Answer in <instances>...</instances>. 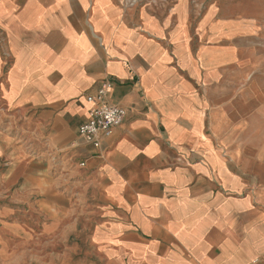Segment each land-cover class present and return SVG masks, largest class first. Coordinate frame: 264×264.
I'll return each instance as SVG.
<instances>
[{
    "label": "crops",
    "instance_id": "obj_1",
    "mask_svg": "<svg viewBox=\"0 0 264 264\" xmlns=\"http://www.w3.org/2000/svg\"><path fill=\"white\" fill-rule=\"evenodd\" d=\"M173 3L0 0L2 187L47 216L6 227L0 264L36 239L89 247L75 264H264L259 22ZM108 83L127 117L95 149L78 128Z\"/></svg>",
    "mask_w": 264,
    "mask_h": 264
},
{
    "label": "rangeland",
    "instance_id": "obj_2",
    "mask_svg": "<svg viewBox=\"0 0 264 264\" xmlns=\"http://www.w3.org/2000/svg\"><path fill=\"white\" fill-rule=\"evenodd\" d=\"M156 0H121V3L124 4L125 7L129 8H137L141 5L145 4H153ZM176 0H169L170 5L172 6ZM195 4V8L198 10H202L203 12L206 11L210 7H214L218 10L219 17L225 18L229 20L230 22H236L239 19L243 20H256L259 22V29L260 36L264 37V0H193ZM4 128V127H3ZM14 132V131H13ZM51 158H54V156H51ZM59 158V157H58ZM61 161L67 162V160H63L62 158L59 159ZM5 162L1 161L0 165V232L3 233L4 239L0 237V251L1 255L6 258L5 260H14L13 258L19 257L18 252L11 253L7 256V254H2L4 249H6L7 242L9 245H14V240L11 241V238H6V235L9 233L6 230V227H9L11 225L15 224H21L28 230H33L35 233H39L43 222L46 220V215H43L42 212L37 208L38 203L35 201H29L26 204H19V205H13L11 203L12 198L19 196L21 197V200L24 202L27 200L26 196L27 193L20 192V187L24 185V183H20L19 186L12 188L11 190H6L4 187H2V172L5 167ZM85 164V167L87 165L86 162L80 163L79 166L81 168H85L82 165ZM60 175V174H59ZM58 173L56 175L59 176ZM54 176V174H53ZM29 185V184H28ZM27 185V187H28ZM29 190L33 192L39 193L40 184L36 185H29ZM27 188V189H28ZM32 188V189H31ZM32 195V194H30ZM42 197L39 194H34L33 199L40 200ZM48 205V204H46ZM53 207V205L51 204ZM7 209H14V210H21V211H15L12 214L14 216L12 218L7 217L4 215ZM12 227V226H11ZM6 233V235H5ZM86 241V246H88L86 236L84 237ZM33 243V248L31 249V252H28V257L23 258L28 260H32V264H61V257L64 256L67 258L65 261V264H75L79 257L78 256H88L91 252L89 247H85L83 249H74L70 250L71 248H74L75 246V240L70 241V243L67 244V246L70 249H67L64 245L58 244L54 246L48 245L50 242L47 239L38 240ZM13 247V246H12ZM12 249V248H10ZM21 253V251H20ZM20 255V254H19ZM81 259V258H80ZM1 260V258H0ZM26 261V260H25ZM63 262V261H62ZM67 262V263H66Z\"/></svg>",
    "mask_w": 264,
    "mask_h": 264
},
{
    "label": "built area",
    "instance_id": "obj_3",
    "mask_svg": "<svg viewBox=\"0 0 264 264\" xmlns=\"http://www.w3.org/2000/svg\"><path fill=\"white\" fill-rule=\"evenodd\" d=\"M112 88L113 85L108 83L95 96L88 97L94 109L89 112L87 121L78 128L79 135L90 138L95 149H100L102 138L112 136L127 117L123 108L107 103V96ZM82 166L85 167V164Z\"/></svg>",
    "mask_w": 264,
    "mask_h": 264
}]
</instances>
